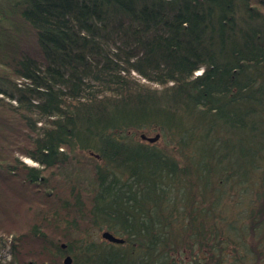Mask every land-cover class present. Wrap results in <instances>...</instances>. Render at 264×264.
Returning a JSON list of instances; mask_svg holds the SVG:
<instances>
[{
	"label": "trees",
	"instance_id": "16d2710c",
	"mask_svg": "<svg viewBox=\"0 0 264 264\" xmlns=\"http://www.w3.org/2000/svg\"><path fill=\"white\" fill-rule=\"evenodd\" d=\"M20 134L0 156L11 205L44 186L45 215L124 242L68 229L63 247L38 222L15 261L264 264V0H0V147Z\"/></svg>",
	"mask_w": 264,
	"mask_h": 264
},
{
	"label": "rangeland",
	"instance_id": "374dc122",
	"mask_svg": "<svg viewBox=\"0 0 264 264\" xmlns=\"http://www.w3.org/2000/svg\"><path fill=\"white\" fill-rule=\"evenodd\" d=\"M203 69H200L198 71V73H200ZM18 82L21 81V79L17 78L16 79ZM14 103L16 102L15 100L13 101ZM133 133L134 139L139 140V141H146V142H151L147 139H144L141 135L142 134H146L147 136H155L157 133L154 130H152V128H141L138 130H132L131 131ZM160 134V133H159ZM18 139L13 140V138H9L8 139V145L6 147H0V156L4 157L7 152L10 151L9 146L11 143H13L12 145H16L14 143L18 144L21 142V134L18 135ZM157 145H159L160 147L164 148L165 150H167L168 153H170L171 155H173L175 158H180L181 156H179L180 154L177 152V146L172 145V142H170V140L168 138L163 139L160 137L159 139H157L156 141ZM151 142V143H154ZM6 150H4V149ZM17 148V147H15ZM13 150H15L13 148ZM5 152V153H3ZM16 152V151H15ZM18 154V153H17ZM19 155V154H18ZM21 159L30 166H37L39 167V163L35 160H33L31 157L26 156V155H20ZM86 160V157H85ZM49 176V174H47ZM46 175V176H47ZM28 185V184H27ZM1 186H3V189L0 188V203H2V200L4 203H8L9 206L11 207V209L13 208V210L11 211V213L15 216H17L16 213H20L23 212L25 215H20L21 217H23V219L21 221H16V222H12L13 220L10 219L11 217L8 216V218H6L5 216L0 219V264H24L26 263L25 261H32L34 259V257L36 256L35 252L30 250H20V248L16 249L15 252V256L18 258L17 261L14 260V256L12 254V252L10 251L11 248V242H13V237L17 234H21L24 233L26 235H28V228L32 225V224H39L41 225V227H45L47 229V231L49 232V234L56 238L57 242L60 243V245H65L67 244L66 239H64L61 236L62 231L64 230H71V236L75 235L79 238H85L88 237L90 240H96L98 243L102 244H109V243H117L114 241H110L106 238L103 237V232L104 231H110L112 233L113 230L109 229L106 224H104L102 227L97 228L96 226H92L90 224L86 225V224H68L67 222H65L62 219L57 220L56 218L54 219V217L52 215H45V211L47 210L46 208H53V193L49 192V195L47 196H43L44 193V186H30L28 185V187L25 186V196L21 197L19 200V205L17 207L12 206L11 204H13L15 202V195L14 198L10 199L9 201L5 198V195L3 193H5V190H9V186H7L4 182H1ZM48 187H50V184L48 185ZM39 188V189H38ZM18 209V210H17ZM228 211H231L227 208ZM7 215V214H6ZM20 217V218H21ZM39 219V221H38ZM35 220V221H34ZM37 221V222H36ZM116 234V233H114ZM118 235V234H116ZM119 236V235H118ZM122 237V236H120ZM33 243L35 244L36 241H33ZM66 255H70L72 257V254H66ZM61 257L60 259H57L56 262L60 261L62 264L64 263V258L65 256ZM188 259V257H187ZM15 261V263H11V261ZM73 262V257H72V261ZM70 263V264H71ZM47 264H55V262L49 261L47 262Z\"/></svg>",
	"mask_w": 264,
	"mask_h": 264
},
{
	"label": "water",
	"instance_id": "95a60500",
	"mask_svg": "<svg viewBox=\"0 0 264 264\" xmlns=\"http://www.w3.org/2000/svg\"><path fill=\"white\" fill-rule=\"evenodd\" d=\"M144 139H147L151 142H154L156 141L157 139H159L160 137V134L157 133L155 136H147L146 134H142L141 135ZM103 237L110 240V241H114V242H117V243H122L124 242V238L123 237H120L110 231H104L103 232ZM63 247L65 246L64 244L62 245ZM72 261V257L70 255H66L65 258H64V263L65 264H70Z\"/></svg>",
	"mask_w": 264,
	"mask_h": 264
}]
</instances>
